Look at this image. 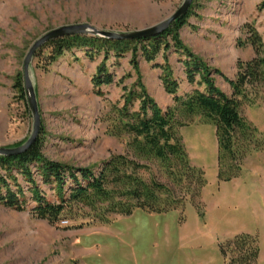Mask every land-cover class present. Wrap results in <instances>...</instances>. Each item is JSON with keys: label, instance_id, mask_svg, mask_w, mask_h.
Here are the masks:
<instances>
[{"label": "rangeland", "instance_id": "374dc122", "mask_svg": "<svg viewBox=\"0 0 264 264\" xmlns=\"http://www.w3.org/2000/svg\"><path fill=\"white\" fill-rule=\"evenodd\" d=\"M181 2L0 0V147L23 144L31 134L32 117L26 97L25 105L22 93L15 87V78L22 73L24 58L39 37L58 27L73 24H89L100 30L120 33L142 30L163 21ZM191 12L187 25L179 35L183 44L209 68L234 79L237 63L255 57L254 49L248 43L252 31L260 37L264 55V0H194ZM48 51L43 48L40 56L33 57L30 65L45 158L73 168H88L97 174L113 157L123 156L142 166L134 171L137 177L146 182L154 179L162 184L166 192L160 195V199H173L181 218L186 216L190 223L196 214L190 199L201 205L204 187L199 199L194 197L192 185L184 180L178 183L173 177H168L157 160L144 159L131 145L132 137L123 130L124 120L119 116L118 109L123 106V95L126 96L138 78L129 64L130 55L127 54L115 68L111 67L112 59L107 62L115 80L122 79L123 82L102 87L100 95H97L91 78L101 57L90 62L81 51H72L53 64L45 65L42 59ZM162 54L157 58L158 64L164 63ZM165 56L180 80L178 95L190 92L178 57L171 50ZM138 65L139 78L148 95L162 110L171 106L172 98L158 82L159 69L140 57ZM212 78L221 91L230 95L229 85L222 77L215 75ZM123 86L127 90L125 93ZM246 90L248 101H241L240 112L257 130L256 137L260 140L264 138V88L257 86ZM138 109L139 103L134 102L130 112ZM179 122L182 125L176 126L177 134L190 165L204 172L208 186L204 200L210 204L212 197L209 190L217 180L214 126L204 123L199 116L189 119L180 117ZM241 166L250 178L252 172L257 173L256 178L260 181L256 201L259 203L260 198L263 201L264 151H255L251 146ZM44 191L49 200H55L53 191L47 188ZM105 209L104 202L93 206L74 203L63 212L56 225H50L28 211L18 212L0 206V264H111L108 257L103 258L98 237L115 228V222L119 223L124 216L105 212ZM228 211L234 227L245 229L251 235L257 234L260 250L258 264H264V208L261 213L246 211L252 216L239 210ZM212 221L217 234L225 228V214Z\"/></svg>", "mask_w": 264, "mask_h": 264}, {"label": "trees", "instance_id": "16d2710c", "mask_svg": "<svg viewBox=\"0 0 264 264\" xmlns=\"http://www.w3.org/2000/svg\"><path fill=\"white\" fill-rule=\"evenodd\" d=\"M189 12L174 22L164 33L153 38H139L131 41H115L93 36H67L52 40L42 46L34 57L40 56L43 48L49 49L43 57V64L51 65L65 53L81 51L90 62L102 60L91 78V85L97 95L102 87L120 85L109 71L119 66V61L130 55L129 64L137 75L134 86L123 95V106L118 109L124 120L123 130L131 137V145L144 159H155L162 164L168 177L178 183L192 185L194 197L199 199L206 185L204 172L190 165L176 126L182 125L180 117L189 119L199 116L204 123H211L215 129L217 142V180L228 182L239 176L241 161L250 148L264 151V138L257 139V130L241 115V101H248V87L264 88V55L262 42L252 31L248 40L254 49L255 57L247 62L237 63L234 79L225 77L221 71L209 68L187 48L180 30L187 25ZM178 57L182 74L190 92L178 95L180 83L168 62L166 52ZM162 54L163 64L157 58ZM138 57L159 69V81L164 92L172 98V105L165 110L158 107L148 95L139 78ZM224 79L231 90L230 95L221 91L213 76ZM15 87L25 103L22 73L15 78ZM122 91L127 90L123 86ZM134 102L139 103L136 112H130ZM26 105V103H25ZM21 144H18L19 146ZM16 147V146H15ZM44 139L38 135L33 144L17 156H0V206L18 212L28 211L37 219L56 225L63 212L74 203L93 206L97 202L106 203L105 212L129 216L134 210L147 213H165L176 210L173 199H160L165 187L156 180L149 182L137 177V166L131 160L117 156L107 162L94 174L88 168H73L58 162L49 161L43 154ZM54 192L55 200L47 198L44 189ZM190 202L201 218L203 205ZM219 251L226 264H258L259 241L257 234L241 233L227 241L219 242Z\"/></svg>", "mask_w": 264, "mask_h": 264}, {"label": "crops", "instance_id": "0c3cea01", "mask_svg": "<svg viewBox=\"0 0 264 264\" xmlns=\"http://www.w3.org/2000/svg\"><path fill=\"white\" fill-rule=\"evenodd\" d=\"M215 146L217 148V142ZM188 154L190 156L189 150ZM252 174L251 178L250 174L247 176L242 167L238 177L228 182L216 180L209 190L210 204L204 200L206 185L201 193L203 218L194 209L196 214L190 223L186 216L181 218L178 210L165 213L136 210L121 217L119 223L115 222V228L98 237L103 258L108 257L111 264H226L218 248L219 242L241 233L249 234L245 229L234 227L228 210L254 214L264 208V199L256 201L260 180L256 178L257 173ZM224 214L225 228L217 234L212 219Z\"/></svg>", "mask_w": 264, "mask_h": 264}, {"label": "water", "instance_id": "95a60500", "mask_svg": "<svg viewBox=\"0 0 264 264\" xmlns=\"http://www.w3.org/2000/svg\"><path fill=\"white\" fill-rule=\"evenodd\" d=\"M194 0H182L178 8L160 23L151 27L128 33L113 32L97 29L89 24L65 25L53 29L39 37L29 48L23 61V83L26 93V103L32 117V131L29 138L21 145L16 147H0V156H17L25 152L36 140L40 131L39 107L30 79V65L36 51L46 43L67 36H93L102 39L115 41H131L139 38H153L164 33L174 22L184 17L190 10Z\"/></svg>", "mask_w": 264, "mask_h": 264}]
</instances>
